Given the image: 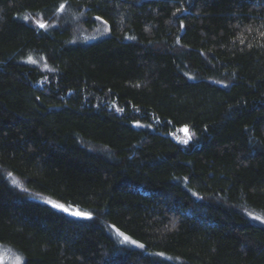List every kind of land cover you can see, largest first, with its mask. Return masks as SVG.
I'll list each match as a JSON object with an SVG mask.
<instances>
[{"label": "trees", "instance_id": "16d2710c", "mask_svg": "<svg viewBox=\"0 0 264 264\" xmlns=\"http://www.w3.org/2000/svg\"><path fill=\"white\" fill-rule=\"evenodd\" d=\"M254 217L264 0H0L1 246L23 264H264Z\"/></svg>", "mask_w": 264, "mask_h": 264}, {"label": "rangeland", "instance_id": "374dc122", "mask_svg": "<svg viewBox=\"0 0 264 264\" xmlns=\"http://www.w3.org/2000/svg\"><path fill=\"white\" fill-rule=\"evenodd\" d=\"M66 17H67V15H66ZM96 25L98 26L97 27L98 32L97 33L95 32L94 34L89 35L88 38H90V39H92V38L93 39H95V38L96 39H103L105 36H107V29H106L105 25L102 24L101 22H98ZM172 137L176 138L178 141H181L182 143L185 144V142L187 141V139H189L190 136H189V133H187V131L184 129V130H178V131L174 132ZM35 201H37L41 204L50 206L51 208H53L57 211L63 212V213H65V214H67V215H69L75 219H78V220H87L90 217L89 215H87V216L74 215V213H77V212L83 213V212H81L77 209H74L72 207H68V206L59 204V203H57V202H55L49 198H46V197H37L35 199ZM53 204L62 205L64 209H67V211L53 207L52 206ZM261 226L264 227V223L261 222ZM116 237H117L118 241H120L122 244H128L129 246H131L134 249H142V246L140 244L129 240V238L127 240H125V238L122 237L120 234H116ZM23 262H24V259L18 252L14 251L13 249H11L9 247H5V246L0 245V264H23Z\"/></svg>", "mask_w": 264, "mask_h": 264}, {"label": "snow or ice", "instance_id": "6c2138e0", "mask_svg": "<svg viewBox=\"0 0 264 264\" xmlns=\"http://www.w3.org/2000/svg\"><path fill=\"white\" fill-rule=\"evenodd\" d=\"M96 19L99 20L100 18L97 17ZM40 27L43 28V27H45V25L41 24ZM52 206H53V207H56V208H58V209H62V210L67 211V209H64L62 205H59V204H53ZM74 215H77V216H81V215H83V216H87L88 214L77 212V213H74ZM254 219L261 220L260 217H254ZM261 222L264 223V220H261ZM127 239H128V238L125 237V240H127Z\"/></svg>", "mask_w": 264, "mask_h": 264}]
</instances>
